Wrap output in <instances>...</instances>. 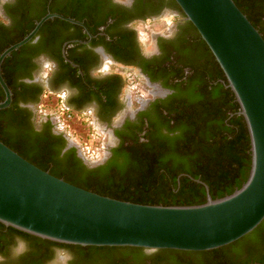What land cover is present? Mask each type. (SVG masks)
Here are the masks:
<instances>
[{"label": "flooded vegetation", "instance_id": "obj_1", "mask_svg": "<svg viewBox=\"0 0 264 264\" xmlns=\"http://www.w3.org/2000/svg\"><path fill=\"white\" fill-rule=\"evenodd\" d=\"M24 1L27 20L35 21L41 12L62 10L81 18L78 22L83 27L63 20L53 22L50 29L58 33L57 44H51V48L45 45L47 49L37 55H33L32 47L14 51L6 58L9 61L4 73L18 98L15 104L13 89L9 88L11 103L0 110L10 112L0 115L3 134L16 137L18 132L30 136L49 122L51 133L64 139L63 152L72 147L78 151L75 143L58 130L52 117L38 115L41 99L50 92L60 94L66 107L79 117L93 113L96 123L111 139L104 137L101 156L94 166L106 162L112 150L120 147L134 152L138 148L158 151L159 159L170 160L177 155H171V149L179 148L193 129L199 128L207 135L220 129L224 120L218 115L221 111L216 112V102L229 89L226 78L220 75L222 70L211 51L174 0H55L54 8L51 0ZM240 1L254 4L250 12L254 13L257 30L264 31V0ZM21 2L15 0L14 5L6 6L7 15ZM160 21L165 25L162 30L148 31L147 23ZM13 26L12 21L10 28ZM21 27L12 34L20 32ZM59 40L64 42L61 57L57 58L51 50L58 49ZM41 43V34L36 35L31 46ZM40 57L53 64L47 76L40 75ZM127 82L134 91L141 85L139 97L123 93ZM206 106L215 107V113L201 118L199 114ZM77 154L81 158L79 151ZM247 236L219 252L127 247L90 251L0 224V256L4 257L0 264H52L58 249L71 254L68 264H246L249 259L264 262V228ZM18 238L26 242L28 250L15 257L12 249Z\"/></svg>", "mask_w": 264, "mask_h": 264}, {"label": "water", "instance_id": "obj_2", "mask_svg": "<svg viewBox=\"0 0 264 264\" xmlns=\"http://www.w3.org/2000/svg\"><path fill=\"white\" fill-rule=\"evenodd\" d=\"M214 56L244 118L250 170L240 188L188 206L142 205L87 191L33 165L0 141V224L58 244L204 252L228 246L264 221V39L233 0H174ZM43 16L21 41L0 54V87L7 108L12 93L1 74L4 60L30 43ZM179 182V179L178 181Z\"/></svg>", "mask_w": 264, "mask_h": 264}, {"label": "trees", "instance_id": "obj_3", "mask_svg": "<svg viewBox=\"0 0 264 264\" xmlns=\"http://www.w3.org/2000/svg\"><path fill=\"white\" fill-rule=\"evenodd\" d=\"M51 1V8H54L55 0ZM233 2L257 29V23L252 17L254 13L250 12V7L253 8L254 4L249 5L240 0H233ZM11 11L9 16L14 26L10 28L0 23V54L6 48L21 41L32 31L35 23L49 13V11L41 12L35 21L27 20L24 0ZM51 12L75 21H81V18H77L74 14L66 11ZM25 21L26 23H24ZM53 22L62 23L59 19L49 20L37 34V36L41 34L43 44L31 46L30 42L14 53L26 51L33 47L32 53L37 55L47 49L45 45L51 48V44H57L58 33L50 29V24ZM20 27V32L12 34L15 29L18 30ZM259 33L263 35L264 31L260 30ZM63 42V40H59L58 49L51 50L57 58L61 57L60 48ZM8 61L9 59H6L2 64V76L7 86L13 89V98L16 104L18 92L12 86V81L4 73V67ZM220 75H223L222 71ZM223 79L225 80L224 76ZM72 83L74 84L76 81L72 80ZM38 94H40V90ZM3 98L0 89V101ZM216 105L218 109L216 112L221 111L218 113L220 120H224L220 129L218 131L211 130L208 135L199 128L198 131L197 128L193 129L182 145L176 148L177 151L174 150L175 147L171 149V155L176 153L177 155L170 160L159 159L158 151L138 148L137 152H134L131 149L124 150L120 147L113 149L112 156L103 164L89 167L78 157L76 148L72 147L63 152L64 139L61 135L56 136L51 133L49 122L42 126L40 132H33L30 136L16 132L17 136L15 137L5 135L0 131V141L38 168L72 185L102 196L142 205H198L205 203L206 192L196 180L206 184L209 187L211 198L217 199L240 188L246 181L250 170L249 135L244 118L237 114L240 112V108L231 90L223 91ZM202 111L199 114L201 118L205 114L206 117H209L215 113V107L206 106ZM5 113L10 112L9 110L0 111V115ZM230 114L232 115L230 116ZM4 123L10 130L13 129L12 124L5 121ZM209 139H211L210 142ZM178 179L179 182H177ZM263 228L264 221L248 235L254 236ZM234 243L213 251H223ZM73 247L83 250V247L80 246ZM85 249L93 251L114 248L86 247ZM254 262L257 261L249 259L246 264H253ZM256 264H264V262L261 261Z\"/></svg>", "mask_w": 264, "mask_h": 264}, {"label": "rangeland", "instance_id": "obj_4", "mask_svg": "<svg viewBox=\"0 0 264 264\" xmlns=\"http://www.w3.org/2000/svg\"><path fill=\"white\" fill-rule=\"evenodd\" d=\"M147 25H150V26H147V29L148 31L150 30L152 33L162 30L165 26L163 22L161 21L155 22V23H147ZM142 31H145V29L141 30V32ZM127 86H128V82L125 84L123 88V93L130 92L129 94H132L134 97L140 96L138 92L141 90V85H137L138 92L136 91V89L135 91L133 90L134 87L132 88L130 86L128 87ZM55 95L56 93L52 95L50 101L48 102L47 105H45V107H40L38 115L40 116L45 115V116L52 117L53 120L58 125V130L65 133L67 138H69V140L75 143V145L78 148L79 154L81 155V158L86 163V165L88 166L96 165L98 162L97 160L101 156V151H102V149H100L98 145L101 147L100 145L101 142L103 143V141H105L104 137L107 136L108 139L110 138L105 132H103L101 126L96 123V118L94 114L91 113L90 111L88 113V116L81 117L79 120L71 119L69 121H66V123L61 122V120H59L60 118L58 117V114L55 111V107H56L55 101L57 97ZM83 119L87 120L88 122L94 125L92 128L94 129L96 133L93 134L92 142L86 138L87 128L84 126L83 123H80Z\"/></svg>", "mask_w": 264, "mask_h": 264}, {"label": "clouds", "instance_id": "obj_5", "mask_svg": "<svg viewBox=\"0 0 264 264\" xmlns=\"http://www.w3.org/2000/svg\"><path fill=\"white\" fill-rule=\"evenodd\" d=\"M15 0H0V23L4 24L6 27H10L12 24L11 17L7 15L6 12V6L14 5ZM41 61V72L40 75L47 76L48 71L51 70L53 67V64L51 61H48L44 57L39 58ZM27 244L22 239H17L16 245L12 249L13 256L18 257L20 255H23L25 252H27ZM72 259V256L70 253H68L66 250L58 249L55 252V257L52 262V264H68V262ZM4 257L0 256V261H3Z\"/></svg>", "mask_w": 264, "mask_h": 264}, {"label": "built area", "instance_id": "obj_6", "mask_svg": "<svg viewBox=\"0 0 264 264\" xmlns=\"http://www.w3.org/2000/svg\"><path fill=\"white\" fill-rule=\"evenodd\" d=\"M53 94H55V93H51V92L45 93L43 96V99L41 101L40 107H45V105H47L48 102L50 101ZM55 96H57L56 101H55L56 102L55 111L58 114V117L60 118L59 120H61V122L66 123V121H69L71 119L72 120H74V119L79 120L81 118L77 115V113H74L73 111H71L70 109H68L66 107V105L64 104V100L60 94H56ZM80 123L85 124L84 126L87 128L86 138L92 142L93 141V139H92L93 134L96 133L94 131V129L92 128L94 125L85 119H83ZM98 147L100 148L99 145H98Z\"/></svg>", "mask_w": 264, "mask_h": 264}]
</instances>
